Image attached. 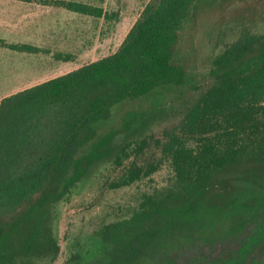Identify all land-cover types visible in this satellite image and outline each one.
Masks as SVG:
<instances>
[{
	"label": "trees",
	"instance_id": "1",
	"mask_svg": "<svg viewBox=\"0 0 264 264\" xmlns=\"http://www.w3.org/2000/svg\"><path fill=\"white\" fill-rule=\"evenodd\" d=\"M17 1L116 19L80 0ZM213 10L221 49L200 89L178 45L186 23ZM0 47L39 50L2 38ZM186 94L197 95L175 101ZM167 104L181 116L156 135ZM164 161L173 187L94 230L91 264H264V0H148L114 52L3 97L0 264L55 260L54 206L98 166L119 170L108 184L118 188Z\"/></svg>",
	"mask_w": 264,
	"mask_h": 264
},
{
	"label": "rangeland",
	"instance_id": "2",
	"mask_svg": "<svg viewBox=\"0 0 264 264\" xmlns=\"http://www.w3.org/2000/svg\"><path fill=\"white\" fill-rule=\"evenodd\" d=\"M80 1L101 5L108 12L116 13V19L97 18L17 0H0V38L8 43H29L39 49L37 52H18L0 47V100L114 52L148 0ZM216 12H207L198 21L189 20L180 35L178 48L181 59L190 66L192 82L200 89L210 83L209 61L221 49L222 41L217 39ZM57 52L71 53L74 59L57 60L53 57ZM196 95L186 94L175 101L194 100ZM128 106H115L109 124L119 122ZM164 107L165 118L153 125L156 135L162 127L176 122L182 113L181 108L174 109L168 104ZM128 136L133 138L132 132ZM159 156L158 153L155 157ZM145 158L151 157L145 155ZM118 175L119 170L111 162L104 163L82 179L67 200L55 204L52 228L60 252L55 260L44 259L36 264L94 263L100 243L93 236V231L104 223L130 216L143 194L167 190L174 183L167 161L153 174L131 185L108 187Z\"/></svg>",
	"mask_w": 264,
	"mask_h": 264
},
{
	"label": "crops",
	"instance_id": "3",
	"mask_svg": "<svg viewBox=\"0 0 264 264\" xmlns=\"http://www.w3.org/2000/svg\"><path fill=\"white\" fill-rule=\"evenodd\" d=\"M40 83V82H39ZM30 86H32V85H30ZM30 86H28V87H30ZM27 88V87H26ZM24 89V88H23Z\"/></svg>",
	"mask_w": 264,
	"mask_h": 264
}]
</instances>
